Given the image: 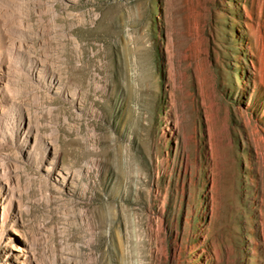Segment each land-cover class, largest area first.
Segmentation results:
<instances>
[{"label":"rangeland","instance_id":"1","mask_svg":"<svg viewBox=\"0 0 264 264\" xmlns=\"http://www.w3.org/2000/svg\"><path fill=\"white\" fill-rule=\"evenodd\" d=\"M24 1L3 7L84 100H19L60 169L92 170L61 186L26 163L18 190L26 229L45 238L39 259L264 264V0Z\"/></svg>","mask_w":264,"mask_h":264},{"label":"bare ground","instance_id":"2","mask_svg":"<svg viewBox=\"0 0 264 264\" xmlns=\"http://www.w3.org/2000/svg\"><path fill=\"white\" fill-rule=\"evenodd\" d=\"M6 3L9 0H0V264H44L38 257V248L44 245L45 238L35 237L25 226V209L18 190L21 172L29 162L45 170L47 176H57L61 186L76 187L92 170L87 166L71 165L60 169V151L33 122L29 102H22L19 97L30 92L42 101V93L57 94L67 97L73 109L81 111L84 96L79 87L62 74L59 66L49 61L47 54L38 52L30 44L32 33L21 23L14 22L3 7ZM45 32L36 30L35 36ZM189 51H192V44L178 60L185 62L186 67L192 66L188 60L193 54ZM175 77L174 87H184V73L181 72L178 79ZM14 110L20 112L19 121ZM12 145L17 154L6 151L7 147L12 149ZM67 258L72 259L70 255Z\"/></svg>","mask_w":264,"mask_h":264}]
</instances>
